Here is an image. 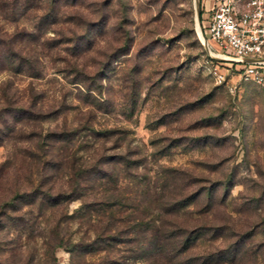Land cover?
<instances>
[{"label":"rangeland","instance_id":"obj_1","mask_svg":"<svg viewBox=\"0 0 264 264\" xmlns=\"http://www.w3.org/2000/svg\"><path fill=\"white\" fill-rule=\"evenodd\" d=\"M200 1L0 0V264H264V88Z\"/></svg>","mask_w":264,"mask_h":264},{"label":"built area","instance_id":"obj_2","mask_svg":"<svg viewBox=\"0 0 264 264\" xmlns=\"http://www.w3.org/2000/svg\"><path fill=\"white\" fill-rule=\"evenodd\" d=\"M201 24L211 52L264 88V0H215L204 6Z\"/></svg>","mask_w":264,"mask_h":264},{"label":"water","instance_id":"obj_3","mask_svg":"<svg viewBox=\"0 0 264 264\" xmlns=\"http://www.w3.org/2000/svg\"><path fill=\"white\" fill-rule=\"evenodd\" d=\"M196 6H197L198 17H199V20H200V11H201V1H200V0H196ZM201 37L203 38L202 40H203V43H204V46H205L207 52H208L213 58H215V59H217V60H220L221 57H219V56H217V55H215V54H213V53L211 52L210 47H209V44H208V41H207V39H206L204 33H202V30H201ZM247 61L251 62V61H254V59L249 58V59H247Z\"/></svg>","mask_w":264,"mask_h":264},{"label":"crops","instance_id":"obj_4","mask_svg":"<svg viewBox=\"0 0 264 264\" xmlns=\"http://www.w3.org/2000/svg\"><path fill=\"white\" fill-rule=\"evenodd\" d=\"M215 0H205V5L210 8L214 5Z\"/></svg>","mask_w":264,"mask_h":264},{"label":"trees","instance_id":"obj_5","mask_svg":"<svg viewBox=\"0 0 264 264\" xmlns=\"http://www.w3.org/2000/svg\"><path fill=\"white\" fill-rule=\"evenodd\" d=\"M163 250H165V249H163Z\"/></svg>","mask_w":264,"mask_h":264},{"label":"bare ground","instance_id":"obj_6","mask_svg":"<svg viewBox=\"0 0 264 264\" xmlns=\"http://www.w3.org/2000/svg\"><path fill=\"white\" fill-rule=\"evenodd\" d=\"M203 39V38H202Z\"/></svg>","mask_w":264,"mask_h":264}]
</instances>
